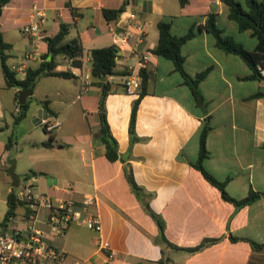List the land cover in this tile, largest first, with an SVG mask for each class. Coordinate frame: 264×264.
Returning <instances> with one entry per match:
<instances>
[{
    "label": "crops",
    "instance_id": "0c3cea01",
    "mask_svg": "<svg viewBox=\"0 0 264 264\" xmlns=\"http://www.w3.org/2000/svg\"><path fill=\"white\" fill-rule=\"evenodd\" d=\"M34 1L43 6L45 20L35 35H28L20 24ZM119 5L122 10L107 21L102 7ZM124 11L136 13L141 40L136 41L138 29L131 27V50L122 49L117 57L119 67L125 65L129 72L107 76L111 87L101 104V87L89 74L88 50L113 43V31L124 25L120 16ZM209 12L223 34L248 49L254 46L255 37L238 29L223 0H8L1 6L0 32L10 43L3 49L5 63L16 77L44 58V37L62 21L71 23L67 37L79 36L82 55L80 66L56 55L55 68L69 69L73 76L37 77L24 108L18 101L21 86L5 85L0 68V201L5 205L0 208V228L3 223L24 225L22 201L16 200L12 214L4 218L6 195L13 188L7 167L13 159L18 183L28 178L39 194L73 198L76 206L84 195H95L88 209L97 215L99 230L70 222L59 235H48L70 264H264V247L254 248L248 240L264 242V194L235 206L191 164L206 113L211 127L205 136L208 153L203 167L215 178L226 179L225 190L235 198L249 188L264 189V80L241 78L249 72L243 60L224 52L210 32L197 28ZM158 19L167 20L176 35L194 25V34L180 50L187 73L210 66L198 83L206 112L194 103L171 59L149 51L156 42ZM31 48L34 57L25 59L23 54ZM140 67L149 75L135 110L137 138L130 142L127 126ZM129 75L138 80L131 91L124 83ZM257 89L263 93L252 96ZM101 110L116 141L117 156L112 160L105 156L99 133ZM41 118L58 124L45 130ZM49 134L51 144L45 145ZM8 135L13 142L5 147ZM129 167L133 179L149 193L148 205L163 221L169 241L188 247L208 240L192 250L160 241L157 223L127 182Z\"/></svg>",
    "mask_w": 264,
    "mask_h": 264
},
{
    "label": "trees",
    "instance_id": "16d2710c",
    "mask_svg": "<svg viewBox=\"0 0 264 264\" xmlns=\"http://www.w3.org/2000/svg\"><path fill=\"white\" fill-rule=\"evenodd\" d=\"M6 1L8 0H0V10L1 6ZM179 2H182V0H179ZM223 2H225L227 5V16L236 21L238 29L245 30L249 35L255 37L256 42L254 46L248 49L244 47L239 41H236L232 36L223 34L221 28L216 25L214 13L212 12L207 14L203 23L197 24V28H203L210 32L213 36L214 44L224 52L234 53L243 60V62L249 68V72L241 76V78H253L258 81L264 80V74L260 73L259 71V68H264V0H223ZM122 8V5H119L116 8L102 7L101 12L107 21H111L117 16V14H119ZM71 12H73V10H71ZM70 25V22L62 21L59 23L58 29L53 34L44 37L46 43V53L44 58L41 59L36 66L26 67L23 76L20 78L16 77L15 72L11 70L5 63V58L7 55L4 54L3 49L10 46V43L3 40L0 32V68L4 77L5 85L26 86L31 89L36 78L42 75L53 74L63 77L73 76V73L69 69H56V62L54 60L56 55H61L67 57L71 65H81L82 46L79 36L73 35L71 37H66ZM193 27L194 25L191 24L184 33L176 35L171 33L169 30V22L167 20L158 19L156 21V42L152 47L149 48V51L153 54L161 55L171 59L174 69L177 70L181 75L182 82L189 88L194 103L199 106L203 112H206L205 101L199 90L198 83L202 78H204L210 66L201 68L195 71L193 74L187 73L183 67V54L180 50L181 44L194 34ZM120 51L121 50L118 49V47H116V45L113 43L91 47L88 50L89 74L93 79V82L101 87L99 99L101 104L103 103V97L105 93L111 87L107 76L112 74H127L129 72L125 65L119 67L117 63V57L119 56ZM138 74L140 76L138 94L131 103L127 126L130 142L137 138L134 132L135 110L140 95L145 92L149 72L144 67H140L138 69ZM262 93L263 92L261 89H257L254 93H252V96H257ZM41 102L45 104L43 100ZM19 105L24 108L26 106V102L20 103ZM99 119V133L101 140L104 143L105 156L110 160L115 159L117 156L116 141L109 132L104 116V110L99 112ZM210 127L208 114L205 113L201 120V126L198 133L197 156L195 160L191 162V164L200 171V173L209 183L218 188L223 199L230 201L235 206L247 204L261 194H264V189L254 190L249 188L243 197L235 198L229 195L225 190L224 184L226 179L219 180L215 178L203 167L202 159L208 153L205 147V136ZM50 141L51 136L49 134L47 139L43 141V144L49 145L51 144ZM12 142L13 137L8 135L5 140V147H9ZM125 177L130 188L141 200L143 208L157 223L159 229L158 238L160 241L174 248L192 250L198 248L208 240V238H205L198 244L188 247L178 246L169 241L163 234V221L159 215L148 205L146 196H148L149 193L133 179L130 167L128 170H126ZM16 203L17 201L14 199L10 190L6 195V209L4 218H6L9 214H12ZM230 238L234 239L235 236L230 235ZM248 240L254 248L264 247V242L259 243L251 239ZM135 264L143 263L136 262ZM159 264H163V262L160 261Z\"/></svg>",
    "mask_w": 264,
    "mask_h": 264
},
{
    "label": "built area",
    "instance_id": "2783aa9c",
    "mask_svg": "<svg viewBox=\"0 0 264 264\" xmlns=\"http://www.w3.org/2000/svg\"><path fill=\"white\" fill-rule=\"evenodd\" d=\"M124 12L120 15L124 25L113 31V44L120 50H131L128 39L133 34L132 28L138 29L135 38L138 42L141 40L142 25L135 12ZM44 20L43 6L34 1L27 19L20 24V29L28 35H35ZM34 50L29 49L23 57H34ZM144 57L142 55L139 60L141 65ZM259 71L264 74V68H259ZM124 83L127 91L134 90L138 86L137 76L129 75ZM40 124L45 130H50L58 121L41 118ZM11 192L15 200L22 201L25 205L22 215L24 225L3 223L0 228V264H70L66 260L65 252L49 242L48 235H59L70 222L83 223L93 230L100 228L97 215L88 209L95 202L93 194L84 195L76 206L73 198L52 199L48 195L37 193L26 177L13 186ZM112 253L113 250H108V255ZM72 264L78 262L74 261Z\"/></svg>",
    "mask_w": 264,
    "mask_h": 264
},
{
    "label": "water",
    "instance_id": "95a60500",
    "mask_svg": "<svg viewBox=\"0 0 264 264\" xmlns=\"http://www.w3.org/2000/svg\"><path fill=\"white\" fill-rule=\"evenodd\" d=\"M29 92H30V90H29L28 87H26V86H21V87L19 88V90H18V101H19L20 103L24 102L25 97H26L27 94H29ZM13 166H14V164H13V159H11V160H10V163H9V165H8V167H7V170H8V173H9L10 179H11L10 184H11L12 186H16V185L18 184V179H19V177H18V175L13 171Z\"/></svg>",
    "mask_w": 264,
    "mask_h": 264
},
{
    "label": "rangeland",
    "instance_id": "374dc122",
    "mask_svg": "<svg viewBox=\"0 0 264 264\" xmlns=\"http://www.w3.org/2000/svg\"><path fill=\"white\" fill-rule=\"evenodd\" d=\"M16 31H18L17 29H15ZM14 32V30H11L10 31V33H13ZM7 33H5V35H6ZM67 37V36H66ZM3 206H5L4 205V203H2V201H0V208H3Z\"/></svg>",
    "mask_w": 264,
    "mask_h": 264
}]
</instances>
